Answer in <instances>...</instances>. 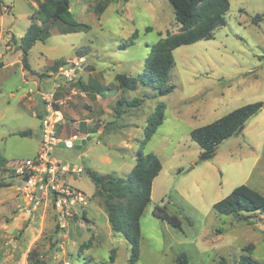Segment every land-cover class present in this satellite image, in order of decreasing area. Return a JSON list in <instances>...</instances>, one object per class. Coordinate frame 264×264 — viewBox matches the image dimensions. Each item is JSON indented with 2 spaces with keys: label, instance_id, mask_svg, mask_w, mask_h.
<instances>
[{
  "label": "rangeland",
  "instance_id": "obj_1",
  "mask_svg": "<svg viewBox=\"0 0 264 264\" xmlns=\"http://www.w3.org/2000/svg\"><path fill=\"white\" fill-rule=\"evenodd\" d=\"M101 1L71 0L74 18L88 28L69 34L53 28L45 42H37L28 56L29 66L38 74L34 79L23 70L18 44L36 15L33 0H0L11 10L0 15V264H84L86 258L93 264H128L131 244L112 230L105 196L89 172L126 178L160 104L165 106L164 122L143 151L155 155L162 170L140 220L141 253L136 264H179L176 260L182 254L188 264H220L222 259L238 264L247 246L264 264V213L245 214L249 221H244L213 208L241 185L264 196V109L242 133L224 141L210 161H199L201 148L191 138L196 128L245 105L264 102V0H229L227 24L216 30L213 39L176 49L169 83L175 90L167 96L144 85L123 90L116 75L140 76L151 48L181 31L173 6L168 0H110L98 15ZM258 15L261 21L255 24ZM76 61L82 66L69 81L61 68L68 70ZM62 79L67 88L62 94L56 91L51 101L53 121L61 118L59 142L94 133L84 146L58 142L53 147L52 160L85 170L68 183L86 196L88 205L79 206V216L65 230L44 204L37 211L28 208L18 193L15 172L36 156L40 145L42 119L48 115L40 94L53 93ZM80 91L90 92L91 107L81 105L75 118L66 113L71 109L68 98ZM97 92L105 98L100 105L94 102ZM123 99L142 103L124 104L119 115L117 103ZM156 206H167V212L180 219L181 228L156 218ZM82 245L87 246L84 251Z\"/></svg>",
  "mask_w": 264,
  "mask_h": 264
},
{
  "label": "trees",
  "instance_id": "obj_2",
  "mask_svg": "<svg viewBox=\"0 0 264 264\" xmlns=\"http://www.w3.org/2000/svg\"><path fill=\"white\" fill-rule=\"evenodd\" d=\"M128 1V0H126ZM175 11L176 21L181 24L178 34H168L166 38L151 48V53L145 62L144 72L133 77L126 74L116 75V80L123 90H136L140 85L152 87L159 96H167L175 90L170 85L171 71L175 67L173 52L182 47L199 41L211 40L216 30L227 24L226 15L230 9L229 0H168ZM38 11L32 17L33 21L26 33L18 39L22 51L23 66L29 70L28 56L37 42H45L50 36L51 29L55 28L60 34L74 33L88 26L81 25L71 12V0H37ZM110 0H102L96 6V13L101 15ZM261 16L254 19L258 24ZM136 39L132 35L130 41ZM142 101L125 99L117 103V112L127 104L129 107H139ZM264 109V102L245 105L227 114L219 120L196 128L191 132V138L201 148L200 162H207L216 156L219 146L226 140L239 135L245 129L247 122L259 115ZM58 110V109H57ZM165 106L160 104L158 112L149 119V126L145 131V138L136 157V164L132 172L121 178L114 174L100 175L89 172L91 179L105 196V206L112 230L123 235L131 244L132 253L128 264H136L140 258V220L144 210L151 202L153 182L160 174L162 165L153 154H145L144 146L151 140L157 129L163 124ZM20 136L27 137L29 132H20ZM216 213L225 216L237 217L249 221L245 214L264 213V196L247 185L236 187L230 195L214 204ZM153 215L166 221L173 227L181 228V221L167 212V206H156ZM85 217V214H84ZM87 246L82 245L83 251ZM33 251L28 253V260ZM252 247L243 249L238 264H263L252 257ZM251 254V255H250ZM114 261V254L111 256ZM177 263L188 264L186 254L177 258ZM41 264V263H39ZM84 264H93L91 258H86ZM96 264H108L100 262ZM220 264H228L224 259Z\"/></svg>",
  "mask_w": 264,
  "mask_h": 264
},
{
  "label": "built area",
  "instance_id": "obj_3",
  "mask_svg": "<svg viewBox=\"0 0 264 264\" xmlns=\"http://www.w3.org/2000/svg\"><path fill=\"white\" fill-rule=\"evenodd\" d=\"M10 11L9 7L0 3V14ZM81 62H74L68 70L61 68L62 76L73 81L75 73L82 66ZM53 97L54 93H41L50 116L46 115L42 119L41 141L36 156L18 165L15 172L18 193L24 198L28 208L37 211L44 204L46 209L50 208L52 211L60 229L65 230L69 222L79 216V206L88 205V199L68 183L69 178L78 176L85 170L52 160L53 147L59 142L57 125L60 123L59 119L53 121L51 118L54 114L51 104ZM64 238H68V235H64Z\"/></svg>",
  "mask_w": 264,
  "mask_h": 264
},
{
  "label": "crops",
  "instance_id": "obj_4",
  "mask_svg": "<svg viewBox=\"0 0 264 264\" xmlns=\"http://www.w3.org/2000/svg\"><path fill=\"white\" fill-rule=\"evenodd\" d=\"M41 1H43V0H41ZM33 7H34V9H35V11H34V13H36L37 11H38V4H37V0H33ZM0 15H3V14H0ZM32 17H33V15H32ZM32 17H31V20L33 21V19H32ZM28 30V29H27ZM23 35H20V37L19 38H21ZM2 37H3V34L1 33L0 34V40L2 39ZM6 42L8 43L9 42V38H7V40H6ZM1 43V42H0ZM19 44V43H18ZM19 47H20V44H19ZM11 49V47L8 45L7 46V50H10ZM3 57V55H1L0 54V58H2ZM23 64V63H22ZM53 66V63H50V65H49V68L50 67H52ZM30 67V66H29ZM23 70H27V69H25L24 68V66H23ZM27 72L31 75V77L32 78H36L37 76H38V74L36 73V72H34L32 69H31V67L29 68V70H27ZM77 73V72H76ZM64 80L65 79H62L56 86H55V90H54V92L53 93H55L56 91H57V93L58 94H62V93H64V89L65 88H67L66 86H65V82H64ZM76 92H73V96H71V97H69L68 99L69 100H71V109H68L67 110V114L69 115V116H72V117H77L78 116V113H77V110H78V108L81 106V105H83L84 107H91V105H90V102H91V100H92V98L88 95L90 92H85V91H80V93H78L79 95L78 96H76V95H74ZM41 95V94H40ZM97 97H99L97 100H95L94 102L96 103V104H98V105H100V104H102V103H104V101H105V98H103L102 96H101V94L99 93V92H97ZM29 101H31L32 103H33V105H34V107H36L37 105H36V103L34 102V100L32 99V97H29ZM61 102V104H63L64 102L63 101H60ZM46 110V112H47V108L45 109ZM55 111H54V114H52V117H54V115H55ZM57 113H59V112H57ZM51 117V118H52ZM89 121V120H88ZM92 121V120H91ZM92 134H94V133H92ZM91 133H84V134H82V136L81 135H79V134H77V135H75L73 138H71L72 140L75 138V139H85V138H87L89 135H92ZM95 134H97V133H95ZM86 215V214H85ZM5 227V226H4ZM5 230H8V228L7 227H5L4 228ZM38 239V236H36V238H34L33 240H31V243H30V245H29V249H30V247L36 242V240ZM29 251V250H28ZM27 256H28V254H27ZM26 264H27V262H26Z\"/></svg>",
  "mask_w": 264,
  "mask_h": 264
},
{
  "label": "water",
  "instance_id": "obj_5",
  "mask_svg": "<svg viewBox=\"0 0 264 264\" xmlns=\"http://www.w3.org/2000/svg\"><path fill=\"white\" fill-rule=\"evenodd\" d=\"M92 139V136L89 135L87 138L85 139H74L72 141H67V142H59V144L61 145H65V146H69V147H72V146H76V147H81V146H84L87 144L88 141H90Z\"/></svg>",
  "mask_w": 264,
  "mask_h": 264
},
{
  "label": "bare ground",
  "instance_id": "obj_6",
  "mask_svg": "<svg viewBox=\"0 0 264 264\" xmlns=\"http://www.w3.org/2000/svg\"><path fill=\"white\" fill-rule=\"evenodd\" d=\"M60 119H61V118H60ZM60 119H59V120H60Z\"/></svg>",
  "mask_w": 264,
  "mask_h": 264
}]
</instances>
